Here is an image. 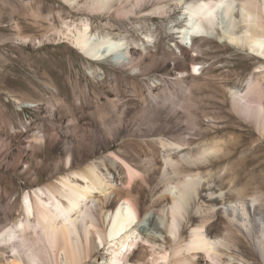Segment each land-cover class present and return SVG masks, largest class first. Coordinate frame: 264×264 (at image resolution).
Returning <instances> with one entry per match:
<instances>
[{
    "label": "rangeland",
    "instance_id": "374dc122",
    "mask_svg": "<svg viewBox=\"0 0 264 264\" xmlns=\"http://www.w3.org/2000/svg\"><path fill=\"white\" fill-rule=\"evenodd\" d=\"M180 13L183 10L178 7L175 16L142 13L123 17L89 14L68 0H0V218L4 224L24 218L26 194L70 171V165L63 162L66 132L75 131L81 139L86 133V139H90L93 125L101 124L104 113L114 110L110 100L120 99L122 112L127 113L128 102L139 92L153 101L149 85H158L154 90L162 95L161 100H175L183 107H164L160 103L156 111L190 113L202 131L196 142L180 153L184 162H195L193 152L203 150L215 139L225 145L223 150L206 155L207 167L201 175L205 177L187 204V215L195 214L208 221L223 216L216 234L229 243L231 248L223 249L234 255V264H264V247L258 249L255 240L264 220V137L235 111L231 96V88L246 91V84L258 75L264 60L215 36L197 38L195 46L187 44L181 38L184 22ZM82 18H88L95 30L125 36L131 47L142 50L145 35L152 33V41L147 43L152 51L143 55L147 61L142 64L150 68L139 73L110 57L102 62L89 59L66 34V22ZM227 23L222 27L226 28ZM178 42L186 43L203 67L195 86L169 79L174 76L172 68L167 69L160 61L164 47L181 54ZM169 58L170 66L176 65L173 57ZM188 99L195 102L189 103ZM120 114V110L116 112L108 135L114 136L117 127L123 125ZM185 115L181 121L187 124ZM38 135L42 141L35 139ZM124 138L129 136L125 134L112 146L99 149L94 158L88 154L89 146L81 149V155L90 161L104 160L107 166L102 164L101 170L119 184L127 173L124 163L112 153L120 149ZM165 154L162 147L163 160ZM217 196H227V201L212 203ZM145 200L151 204V194ZM242 203L246 204L245 213ZM152 211L137 230L161 242L170 235L161 217ZM215 211L220 215L212 217ZM242 216L246 218V228ZM189 227L186 221L185 237ZM143 242L151 248V242ZM0 246V257L10 258L12 252L7 244L0 240ZM108 254L109 250L100 245L87 264H104Z\"/></svg>",
    "mask_w": 264,
    "mask_h": 264
},
{
    "label": "bare ground",
    "instance_id": "6f19581e",
    "mask_svg": "<svg viewBox=\"0 0 264 264\" xmlns=\"http://www.w3.org/2000/svg\"><path fill=\"white\" fill-rule=\"evenodd\" d=\"M68 1L77 3L81 11L89 14L123 17L142 13L175 16L181 7L184 24L180 33L187 44L195 46V39L215 36L264 60V0H241L240 3L237 0H82L83 4L79 3L81 0ZM225 21L226 28L222 27ZM66 28L72 42L91 60L102 62L110 57L139 73L150 68L142 64L147 61L144 54L152 51L147 45L152 41V33L145 35L142 50L131 47L125 36L95 30L88 18L66 22ZM221 29L223 32L216 33L215 30ZM183 43L178 42L180 55L164 47L160 61L167 69L172 68L174 76L166 75L169 79L195 86L204 70L199 58L191 55L188 45ZM169 57H173L176 65L170 66ZM257 71L258 75L246 84V91L231 88V96L235 111L264 137V65ZM156 86L149 85L153 101L149 102L145 93L139 92L127 103V113L122 112L120 99L110 100L114 110L104 113L101 124L93 125L90 139H86V133L82 139L75 131L64 134L63 162L70 165V171L26 194L24 218L6 224L0 218V240L12 252L6 260L0 257V264H87L100 245L109 250L104 264L235 263L234 255L223 249H230L229 243L216 234L221 225L219 218L223 216L208 221L195 214L187 215V204L205 177L201 175L207 167L206 155L223 150L225 145L215 139L203 150L193 152L195 162H184L180 153L192 146L202 131L190 113H186V124L181 121L185 115L182 110L169 114L161 109L156 111L160 103L164 107L182 104L161 100L162 95L155 93ZM188 102L195 101L188 99ZM119 110L123 125L120 127L118 123L115 135L110 136L107 132ZM125 134L129 138H124L120 149L112 153L124 163L127 173L119 184L101 170L102 164L107 166L104 160L90 161L81 155V149L89 146L88 154L94 158L99 149L112 146ZM35 139L42 141L43 137L38 135ZM160 144L166 150L164 160ZM219 190L221 187L216 191ZM148 194L153 199L151 204H146ZM226 198L217 196L212 198V203L226 202ZM241 207L245 213L246 204L242 203ZM152 210L161 217L165 232L170 235L161 242L150 240L137 230ZM219 213L212 212L211 216ZM242 220L245 228L248 227L246 218L242 216ZM186 221L190 226L188 237L184 234ZM258 228L254 236L261 249L264 220ZM143 241L151 242V248Z\"/></svg>",
    "mask_w": 264,
    "mask_h": 264
}]
</instances>
